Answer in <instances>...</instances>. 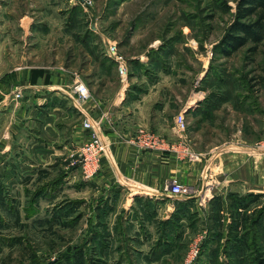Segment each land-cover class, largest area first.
<instances>
[{
  "label": "rangeland",
  "instance_id": "rangeland-1",
  "mask_svg": "<svg viewBox=\"0 0 264 264\" xmlns=\"http://www.w3.org/2000/svg\"><path fill=\"white\" fill-rule=\"evenodd\" d=\"M86 1L91 4L0 0V75L20 60L39 58L42 66L58 61L88 84L90 102L106 105L116 94L139 106L136 117L157 128L183 113L187 137L200 136L202 144L264 140V40L230 55L222 51L238 0ZM109 44L128 62L125 80L106 54ZM91 63L99 69L87 71ZM68 148L33 170L25 150L12 160L11 150L0 154V169L18 175L0 180V264L264 259V182L259 190L223 194L220 189L229 188L215 174L201 204L185 201L167 215L159 201L133 188L109 189L99 176L86 179L79 148Z\"/></svg>",
  "mask_w": 264,
  "mask_h": 264
},
{
  "label": "crops",
  "instance_id": "crops-1",
  "mask_svg": "<svg viewBox=\"0 0 264 264\" xmlns=\"http://www.w3.org/2000/svg\"><path fill=\"white\" fill-rule=\"evenodd\" d=\"M36 62H40L39 58H33L29 63L20 60L6 75H0V154L11 150L10 160L15 151L25 150L24 158H28L33 170L52 163V157L63 150L69 151L68 147L76 150L90 138L82 127V120L87 115L99 123L101 136L109 145L97 175L100 185H109V189L118 185L133 188L140 195L159 201L167 215L176 209V204L180 207L189 201L163 193L161 189L169 181L189 185L196 193H204L212 184L211 178L220 174L221 177L216 179L229 188L220 189L223 194L261 188L264 153L254 152V143L242 141L244 144L236 146H210L202 144L200 136H189L188 154H184L181 147L175 148L179 141L172 130L173 125L157 128L147 119L143 122V118L136 117L135 109L139 106L123 103V97L116 98V94L106 105L93 99L98 104L88 100L80 106L75 102L73 90L77 80L64 70L63 63L57 61L42 66ZM92 68L99 69L96 63H91L87 71ZM81 75L85 76L86 72L82 71ZM93 79L95 82L100 80L98 76ZM84 84L89 89L88 84ZM16 92L21 97L8 100L7 96ZM140 128L161 135L165 141L174 144L176 151H139L128 141L142 131ZM8 171L4 172V167L0 169V180L8 182L13 181L14 176L18 177ZM216 193L220 194L219 191Z\"/></svg>",
  "mask_w": 264,
  "mask_h": 264
},
{
  "label": "built area",
  "instance_id": "built-area-1",
  "mask_svg": "<svg viewBox=\"0 0 264 264\" xmlns=\"http://www.w3.org/2000/svg\"><path fill=\"white\" fill-rule=\"evenodd\" d=\"M82 4L90 5L91 3L86 0H79ZM106 54L108 58L113 61L116 67V72L121 80H125L128 74V62L119 53L115 44H109L106 48ZM75 92V102L78 105H84L90 99V91L86 84L77 82L73 88ZM21 97L19 92L7 96L8 100L19 99ZM82 127L88 132L90 139L78 149V155L80 158V166L82 173L86 179L95 177L101 170L103 159L106 157L109 151V145L101 136L100 125L97 121L90 116H85L82 120ZM173 132L179 141L176 147H181V152L188 154V139L186 136V122L183 113L176 115L173 119ZM132 146L142 152H161V151H176L174 144H170L161 137V135L142 130L139 131L133 138L128 141ZM254 152L264 153V140L253 145ZM162 192L169 195L174 199L183 200H195L196 202H202L201 192L196 191L189 185H182L176 181H169L162 187Z\"/></svg>",
  "mask_w": 264,
  "mask_h": 264
},
{
  "label": "trees",
  "instance_id": "trees-1",
  "mask_svg": "<svg viewBox=\"0 0 264 264\" xmlns=\"http://www.w3.org/2000/svg\"><path fill=\"white\" fill-rule=\"evenodd\" d=\"M263 40L264 0H238L234 25L221 42L223 53L230 55L249 43L257 45ZM257 264H264V259Z\"/></svg>",
  "mask_w": 264,
  "mask_h": 264
}]
</instances>
